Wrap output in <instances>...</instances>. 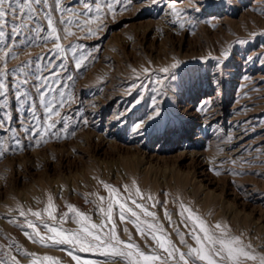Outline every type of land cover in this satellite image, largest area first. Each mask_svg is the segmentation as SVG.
Instances as JSON below:
<instances>
[{
  "label": "rangeland",
  "instance_id": "374dc122",
  "mask_svg": "<svg viewBox=\"0 0 264 264\" xmlns=\"http://www.w3.org/2000/svg\"><path fill=\"white\" fill-rule=\"evenodd\" d=\"M32 8L0 20V264H131L126 255L54 244L45 224L80 233L69 205L106 225L101 235L114 224L121 240L161 257L153 231L180 252L198 247L189 209L257 257L239 264H259L264 0H44ZM49 198L55 219L45 211ZM117 199L140 220L127 211L121 220Z\"/></svg>",
  "mask_w": 264,
  "mask_h": 264
},
{
  "label": "snow or ice",
  "instance_id": "6c2138e0",
  "mask_svg": "<svg viewBox=\"0 0 264 264\" xmlns=\"http://www.w3.org/2000/svg\"><path fill=\"white\" fill-rule=\"evenodd\" d=\"M44 0H26V3H21V0H0V20H3L6 15H11L13 19H16L17 17H20L23 19V14L25 12V9L28 11H35L32 8L33 4H41ZM7 6V8H6ZM85 7H89L87 4ZM111 7V6H109ZM100 11L99 5H97V12ZM100 17L98 16L97 19ZM51 23V22H50ZM13 31L16 32L17 29L14 27ZM53 34L56 33V29H52ZM18 34V33H17ZM72 33H69L71 35ZM3 35V32L0 31V36ZM56 40H59V36H55ZM56 49L59 52H63V48L59 44L56 45ZM9 53L5 51L3 53V59L5 60V68L7 66V57ZM13 59L18 58L15 54H13ZM77 67H80V63L78 62ZM20 72H24V67L19 68ZM147 71V69L145 70ZM163 71H167V69H164ZM7 75L6 71H0V76ZM0 87H3L0 85ZM136 103H139V100L136 101ZM49 113L52 112V108L48 109ZM56 116H59L60 113L56 112ZM52 126L51 124L49 125ZM2 154V153H0ZM106 189H109V191L112 194H118V190L115 188H110V186L105 185ZM125 191H127V188H125ZM136 195L139 196L141 199H143V194L140 192L139 188H136ZM101 201L105 199V197H100ZM149 200L152 199L151 196L148 197ZM119 204L120 209V219H125V212H129L131 216L136 217L137 221L140 220V216L136 211H134L132 208L126 207L125 202H120L118 199L116 201ZM132 203L136 205L137 208L141 210L144 216L153 217L155 218V214L148 211L147 208L144 207L142 204L136 203L135 200H132ZM70 211L75 212L77 216L80 217V220L77 221L80 223V233H71L66 234L62 232L61 230H58L55 227H50L47 224L44 225L45 228H47L48 232L53 233L54 235L52 237H49V239L52 240L54 244H79L81 251H87L91 250L93 248L101 250L102 254H114V255H121V256H128L132 257L131 264H156V262H159V264H168L169 259L175 261L178 260L179 262H182V264H189V257L191 258L192 264H197V261L205 262V264H239L240 258L243 257L248 260H257V257L255 255L250 254L249 252L245 251L243 247L240 245L242 244V241L239 240V238H226L227 233L224 232L222 226L220 224H217L215 228L219 230L220 235H216L213 233L207 224L201 220L199 217L195 216L189 209H185L184 211L188 212V219L192 221L193 228H192V236L193 239L196 241V244L198 247L190 248L188 253L180 252L179 249H177L174 245L171 244L170 241H167L164 238H161L160 236L156 235L155 232H151V238L157 242L158 247L167 255L165 257H161L160 255H149L145 254L144 252L140 251L139 246L131 243V242H125L120 239L119 235L115 231V225L113 224L112 229L106 233L105 235H101L100 232L103 230V228L106 226L104 224H96V223H90V217H88L86 214L81 213L77 211L73 206H68ZM31 211V210H29ZM47 211L49 218L55 219V216L53 215L55 208L52 205L51 198H49V205L48 208L45 209ZM101 212H105V209L101 208ZM31 214L35 217H41V212L39 211H31ZM183 214V213H181ZM20 215L24 216L25 213L23 211H20ZM105 216L108 220H111L112 217V202L109 201L108 209L105 212ZM169 219H171L169 217ZM28 226L35 229L36 226L32 224L30 221L28 222ZM137 230L140 232V234L143 236L144 229L141 228L140 223H136ZM148 229L155 230L157 228L156 225L148 223L147 224ZM198 229V232H197ZM126 231V230H125ZM25 235H28V238L31 240L32 236L28 233H25ZM36 235L39 239V242L41 244L45 243V237L43 235H40L39 231L36 232ZM93 241L95 243H93ZM33 242H37L33 240ZM181 243L186 244L187 241L184 239L183 235H181ZM117 245H123L126 249L129 251L127 253L119 251V249L116 247ZM131 250H135V256H133V252ZM45 259L51 260L50 257H46ZM74 259H77V264H79L78 258L74 257ZM13 260L15 261V257H13ZM16 264H19L18 261H16ZM259 264H264V256L259 258Z\"/></svg>",
  "mask_w": 264,
  "mask_h": 264
}]
</instances>
